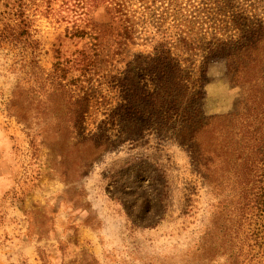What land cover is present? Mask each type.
<instances>
[{"label": "rangeland", "instance_id": "374dc122", "mask_svg": "<svg viewBox=\"0 0 264 264\" xmlns=\"http://www.w3.org/2000/svg\"><path fill=\"white\" fill-rule=\"evenodd\" d=\"M167 5L38 0L33 39L0 40V264H230L203 245L233 185L209 184L193 138L258 105L205 52L241 36L238 15L263 18L264 0Z\"/></svg>", "mask_w": 264, "mask_h": 264}, {"label": "trees", "instance_id": "16d2710c", "mask_svg": "<svg viewBox=\"0 0 264 264\" xmlns=\"http://www.w3.org/2000/svg\"><path fill=\"white\" fill-rule=\"evenodd\" d=\"M37 1L0 0V40L24 48L33 39L32 26L36 15L30 10ZM158 1L180 10L185 0H154V3ZM79 2L87 11H122L133 0ZM241 20H249L241 36L209 42L205 60L227 58L239 79L253 85L259 102L255 108L249 107V111L214 116L212 127L207 129L208 134L204 138L200 135L193 138L197 146L195 153L200 156L199 162L209 184L217 188L223 177L229 178L235 200L225 204L227 210L222 212L220 224L216 223L218 230L213 234L210 232L203 250L208 261L223 256L230 264H264V17L250 18L240 14L232 22ZM154 51L160 53L158 48ZM165 52L171 53L169 49ZM251 96L254 100L252 93ZM17 103L15 92L11 109H16ZM15 114L24 122L28 121V110H17ZM29 134L34 147L36 134Z\"/></svg>", "mask_w": 264, "mask_h": 264}]
</instances>
